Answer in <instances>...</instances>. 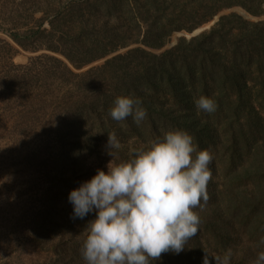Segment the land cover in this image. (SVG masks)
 I'll return each mask as SVG.
<instances>
[{"label": "trees", "instance_id": "16d2710c", "mask_svg": "<svg viewBox=\"0 0 264 264\" xmlns=\"http://www.w3.org/2000/svg\"><path fill=\"white\" fill-rule=\"evenodd\" d=\"M15 3L8 0L1 31L10 41L1 40V56H35L4 64L1 120L9 135L42 138L25 161L38 164L33 172L46 187L49 205L30 243L47 263L85 264L76 240L97 214L72 219L69 195L97 174L88 160L107 171L179 129L211 151L210 199L194 209L201 225L185 250L151 264H203L205 251L223 257L229 249L230 264H253L264 251V0H20L16 10ZM235 9L242 12L172 42ZM120 96L142 101L139 125L109 116ZM201 96L216 102L214 113L197 110ZM109 133L121 142L113 156Z\"/></svg>", "mask_w": 264, "mask_h": 264}, {"label": "clouds", "instance_id": "9594fccd", "mask_svg": "<svg viewBox=\"0 0 264 264\" xmlns=\"http://www.w3.org/2000/svg\"><path fill=\"white\" fill-rule=\"evenodd\" d=\"M198 111L212 114L216 102L201 96L195 100ZM109 116L117 122L132 117L139 125L147 117L142 101L131 96L115 99ZM107 147L121 148L115 133H109ZM209 149L199 150L195 138L185 130L163 133L145 149H137L127 162L98 170L89 181L69 195L72 219L90 213L86 242L81 248L85 264H151L164 253L180 254L199 232L201 218L194 209L209 201L207 186L212 178ZM203 201V204L201 203ZM260 244L264 245V238ZM203 264H230L231 249L221 257L205 251ZM253 264H264L260 251Z\"/></svg>", "mask_w": 264, "mask_h": 264}, {"label": "rangeland", "instance_id": "374dc122", "mask_svg": "<svg viewBox=\"0 0 264 264\" xmlns=\"http://www.w3.org/2000/svg\"><path fill=\"white\" fill-rule=\"evenodd\" d=\"M15 2L14 9L16 10V5L20 3V0H15ZM8 9V0H0V264H48L46 254L38 252L37 248L30 243L32 232L38 224V214L49 205L48 197L44 193L46 187L39 183L38 177L33 172L35 168L31 164L37 166L38 164L34 162L28 164L25 161L28 156L34 155L42 138H31L30 135H9L1 120V116L5 114L4 102L1 98V76L4 64L26 65L30 58L35 56L22 52L8 61L1 56V40L10 41L7 34L1 31L3 21L8 16L6 14ZM234 12L241 13L242 11L240 9L225 11L193 34L176 35L172 42L180 36L186 38L198 36L213 28L220 17ZM99 64L101 63L93 66ZM70 159L72 163L76 161L72 154ZM100 163L89 159L87 167L88 169L96 168L94 172L97 173L98 170H103ZM104 169L107 170L108 166H104ZM87 235L88 233L85 232L77 237L78 247H83ZM68 242L70 241L67 239L64 244Z\"/></svg>", "mask_w": 264, "mask_h": 264}]
</instances>
